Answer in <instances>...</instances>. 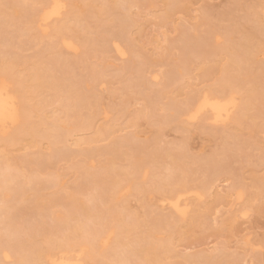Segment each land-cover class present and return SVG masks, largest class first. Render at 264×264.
<instances>
[{"label": "rangeland", "instance_id": "1", "mask_svg": "<svg viewBox=\"0 0 264 264\" xmlns=\"http://www.w3.org/2000/svg\"><path fill=\"white\" fill-rule=\"evenodd\" d=\"M9 1L0 82L18 116L0 130V177L14 173L25 193L0 201V264H16L10 246L31 235L45 248L68 234L56 214L74 209L70 196L92 205L95 181L103 195L118 182L97 203L125 228L91 217L90 231L105 230L99 254L52 247L45 264L113 253L153 264L136 251L149 231L160 264H264V0H20L17 11ZM55 1L59 14L40 21ZM205 97L228 103L222 119L206 107L191 117Z\"/></svg>", "mask_w": 264, "mask_h": 264}, {"label": "bare ground", "instance_id": "2", "mask_svg": "<svg viewBox=\"0 0 264 264\" xmlns=\"http://www.w3.org/2000/svg\"><path fill=\"white\" fill-rule=\"evenodd\" d=\"M18 1H20V0L9 1L10 6H12L15 9V11H17ZM41 1L44 5H48L47 0H41ZM21 7H22V10L29 13V17H32L33 14L35 13L33 11V8L31 9L32 11H29V10H26L23 5ZM60 7L61 6L57 1L53 2L48 8L44 9L43 13L40 16V21L45 22L48 19H50L51 17L58 15L60 12ZM76 19H77V17H76ZM29 22L33 23L34 19L30 18ZM66 29H67L66 24H62V25L57 26V28L55 30V35H58V36L62 35ZM57 51L59 52V54L61 53V51L58 47H57ZM6 65H7L6 60L3 58V56H0V72H4V71L6 72V70L8 69L6 67ZM49 78H50L49 82L51 84H53V82L56 81L54 76H50ZM64 85H66V84H64ZM53 86H51V87H53ZM63 87L61 85V88H63ZM59 88L56 87L54 89H59ZM63 89H66V87H64ZM65 92L67 94H69L68 89ZM205 107L210 110L214 120H220V119H222V116L224 115V113L227 112L228 103L227 102H220L217 100L211 101L205 97V98H203V100L200 103L197 110L191 115V117H195L196 114L201 109H203ZM17 116H18L17 108L14 105L13 98L9 94V92H8L6 86L3 84V82H0V130H1V132H5L11 124H14L17 121ZM6 161H8V160L6 159ZM8 166H9V164H6L7 168H9ZM3 171H4V169H3ZM8 172L9 171L5 172V174H4V172H3V174L1 173L2 175L0 177V201H5V202L9 200V196L11 195V193H18L20 196H23V194L25 193L24 189L21 185L22 183L18 184L16 187H14V185L11 186L10 181L16 180L17 176L14 175V173L11 174L10 172L9 173ZM82 174L90 175V173H88L86 170H83ZM30 176H31L30 178L32 181L36 180L35 176L33 174L32 175L30 174ZM13 183H15V182H13ZM94 183H95V186L93 188L96 189V192L91 193V195L88 198L89 200H91L90 202L92 203V205L88 206L87 202L80 200V199H77L74 196H70V198L73 200V203H74V209L68 208V210L65 211V213H63L61 215L56 214V216H55V218L57 217L56 221H58V223H60L62 225V227L60 226L61 228L68 230L67 231L68 234L65 233L66 234L65 236L64 235L62 237L59 236V238H57L59 240H56V241H53V239H50V241H49L50 243L47 244V246L45 248H42L38 245V243H37L38 241L35 239L34 235H31V240L28 242V244H21V245H17V246H12L13 245L12 244L10 246L11 248H13L12 251L16 253V259H15L16 264H45L46 262H45L44 251L50 250V248H52V247H62V246L73 247L76 245H88L90 247V249L92 250L91 252L93 253V256L96 254H99L100 249H98V246L96 243V237L98 235L102 234L103 231H105V230L103 228L102 230H93V231L91 230L90 231L91 225H89L90 228H88L89 221H88V223H86L87 222L86 220L88 219L91 221V219H92L91 217H94V220L96 218L98 220V216L103 217L106 215L105 216V218L107 217L106 221L104 219H102V220H104V222L118 223L121 221L118 217V214L120 215V213H118V211H116V210H115V212H117V213H115L113 208L111 207L112 205L110 206L108 204L109 206L107 207V209H105L106 210L105 213H107V214L102 215L99 204L97 203L99 200L103 201V203H106V204H107V202L110 203L113 200V198H115L113 189L115 187H117L119 184H118V182L113 181L112 187L110 188V191L106 195L105 194L103 195L102 193H100L97 190L98 189L97 188L98 182L95 181ZM170 191L172 192V190H170ZM173 205L175 207H177V202H174ZM8 207H10V206H8ZM4 209L5 208H3V210ZM3 210H2V212H3ZM182 210H183L182 213H184L185 210L184 209H182ZM77 212H79L83 216V218L80 219L79 217H77V214H76ZM8 213H9V211H8ZM8 221H9V219H8ZM10 221H11V219H10ZM92 222H93V219H92ZM109 223L108 224L106 223V224L109 225ZM120 223H121V226L123 228H125V224H124L123 220ZM10 224H12V223H10ZM89 224H91V223H89ZM107 225H105V226H107ZM41 227H43V226H41ZM53 228H54V226H53ZM11 229H12V227H11ZM157 229H160V227L154 226V230H157ZM8 230H10V229H8ZM19 231H21V230H18V232ZM42 231L44 232V229ZM42 231H41V233H43ZM56 231H57V228H54L50 233L53 235L56 233ZM86 231L87 232L89 231L88 236L84 235V233H86ZM123 231L125 232V234H128L130 232V230L126 231L125 229ZM11 233H14V231H11ZM155 233H157V232L156 231H149L146 234L147 237L146 236L142 237L145 239L148 238L151 245H148L145 248L141 247L138 250H136L140 253V257L142 258L143 261H145V263L160 264L162 262L164 249L163 250L162 249L157 250L156 246L154 247L153 246L154 244L152 243L153 238L155 236ZM59 234L57 233V235H59ZM140 240H142L141 237H139L137 239V241H140ZM1 241H2V239H0V243H2ZM116 243H117V245H120L121 247H125V246L128 247L127 241H125L123 239H118L116 241ZM128 248H130V247H128ZM129 250H134V249H129ZM113 254L107 258L105 257V258H102L101 260L99 259L98 264H121L125 257L123 259H120L119 255L113 256ZM126 259H127V257H126ZM52 264H78V263L76 262V260L60 259V260H54L52 262ZM123 264H125V262H123Z\"/></svg>", "mask_w": 264, "mask_h": 264}]
</instances>
